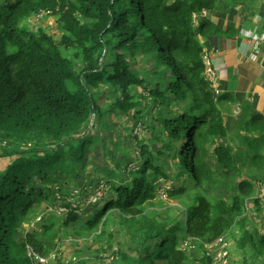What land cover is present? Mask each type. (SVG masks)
Instances as JSON below:
<instances>
[{"label":"trees","instance_id":"16d2710c","mask_svg":"<svg viewBox=\"0 0 264 264\" xmlns=\"http://www.w3.org/2000/svg\"><path fill=\"white\" fill-rule=\"evenodd\" d=\"M249 2L226 3L233 9ZM218 7L217 0H0V158L10 160L0 171V264H37L29 250L53 264L56 225L81 219L78 193L68 184L96 169L87 168L85 156L97 141L91 119L104 114L93 96L102 83L119 93L112 110L136 122L144 111L156 113L143 130H154L159 145L152 151L150 142L135 137V165L127 169L121 160L116 171L104 162L107 169L92 182L107 183L106 192L90 203L82 230L94 241L103 237L114 211L134 244L131 254L120 249L121 264H216L217 253L209 255L207 247L219 245L229 260L222 245L236 228L242 251L251 247L264 264V114L249 115L250 106L241 103L233 139L239 146L230 144L222 103L233 98L215 94L203 58L202 40L238 33L203 16ZM41 11L58 17V41L24 27ZM127 53L148 59L150 78L128 69ZM138 87L148 96L131 93ZM247 162L258 178L241 176ZM159 187L165 200L183 206L179 220L171 215L179 209L173 204L158 208L165 202ZM218 188L224 192L213 195ZM53 210L64 211L63 218ZM194 250L202 252L199 260Z\"/></svg>","mask_w":264,"mask_h":264},{"label":"rangeland","instance_id":"374dc122","mask_svg":"<svg viewBox=\"0 0 264 264\" xmlns=\"http://www.w3.org/2000/svg\"><path fill=\"white\" fill-rule=\"evenodd\" d=\"M57 19V16L51 15L50 13L44 12V14L41 16L39 12L37 15L27 19L24 22V27L33 32H37L38 30L42 29L47 34L51 35L54 40L58 41L63 32L59 29V22L57 21ZM117 43L118 42L114 40V44ZM112 53L121 54L122 50L120 48H113ZM123 58L128 62V69L131 70V72L137 78H150L152 64L147 61L148 59L143 58L140 54H137L133 57L129 53H127V55H124ZM110 59L111 58L109 55L105 56L106 63ZM204 61L207 64L208 58L206 55L204 56ZM213 67L217 66L213 65ZM207 76L208 78L213 79V76L208 71ZM215 83H217V81H215ZM145 84L147 88H149V84ZM165 85H167V82H165ZM153 86L154 84H152L150 88ZM130 91L134 95L141 93L142 95L148 96V92H143L140 87H138L137 89H130ZM113 92L114 91L111 86L103 83L100 85L98 90H94L93 96L96 99L98 106L102 107L101 111H103L104 114L102 115L100 120H96L95 117L91 119L89 132H94L93 134L95 135L97 141L90 144L89 151L87 152L85 159L87 160V168H89L91 164H95L96 169H90L88 171V174L87 172H85V174L87 175L79 181L78 185L77 183L73 185L68 184L69 188L74 190V193H78V198H76L75 204L78 205L76 209L79 210L81 219L75 224H69L67 226H64L62 224L56 225L58 227L56 239L50 244L49 247V249L52 250L50 252L54 254L51 255L49 259V261H51L53 264H56L55 262L57 258L61 259L60 264H71L77 261L85 262V264H121L122 259L120 258V249H127L130 254L132 253L131 249L129 248L134 247V244H131V242L128 241V239H131L132 237L131 235L129 236L128 231H126L125 228L120 225L118 213L114 211L110 212L109 222L104 227H102V230L105 231V235L103 237H99L94 241V238L91 235L82 230V224L85 223L83 220L88 214L93 211L90 203H99V198L103 196L104 192H106L107 183L101 181L102 183L100 182L101 184L97 186L96 183L92 182V180H94V177L103 175L102 173H100V169H107L105 168L106 166L104 162L110 164V166L108 167L115 168L116 171L121 169L118 164L121 160L125 161V166L127 167V169L135 165L136 156L139 150V143L135 137L144 140V142H150L152 151L156 150L157 146L159 145H157L155 142L156 135L154 133V130H151L147 133H145V131L143 130V125L150 126V124H153L152 116L156 113L154 111H144L137 122L130 120V117H125L124 114L121 113L118 109H111L112 104L116 102L117 96L119 95V93ZM238 108L239 107L236 104H230V106L228 105L227 111L231 110V112L228 113L229 116L226 120L227 128L230 131L228 141L232 146H236V148H238L239 144L237 140L233 141V139L235 131L237 129L236 121L238 120L240 114ZM145 137H148L149 139H145ZM113 141H116L117 144L114 145L112 143ZM222 141L224 142L225 140ZM180 146V144L177 145V148ZM1 151L2 149L0 147V153ZM107 152L109 154L114 153V162L112 164L109 157L110 155ZM208 161V163L212 165L211 160L208 159ZM9 162L10 160L8 159L3 160L0 158V171H2ZM248 162L246 165H240L241 176L247 179L258 178V169L252 165H249ZM213 171L217 176L220 173V169L217 168H213ZM114 179L116 180V178ZM259 183L262 186L263 183L261 181H259ZM159 184L160 186L163 185L162 183ZM169 185L173 186V182H170ZM85 187L88 188L85 189V192H82L81 190H83ZM263 188L264 187H262L261 189L263 190ZM218 190L224 192L221 188H218L215 192H212V194L217 196L216 193L218 192ZM158 192L162 193L161 187H159ZM161 198L163 200L167 199L165 198V195H163V193ZM171 204L179 208L177 209V212L171 213L174 218L179 220V214H181L182 205L180 206L174 202L169 203L167 200H165V202H163L158 208L160 210L167 207L169 208L170 206H172ZM52 213L53 216L56 217V219L61 220L63 218L62 215L64 211L56 212L55 210H53ZM249 214L252 216V213L249 212ZM261 220H263V218H261L260 221ZM27 229L28 228H26V232ZM234 229L230 232L229 235L225 237L226 240L224 241L226 242V246L228 247L229 264H244V259H246L247 264L249 263L247 262V260L250 261V263L262 264V262L260 263L256 259L255 253L253 249H251V247H246V252L242 251V249L239 247V244H237V238L239 237V235L237 234L238 230L236 228ZM251 232L255 234L252 228ZM17 241H21V239H18L17 237ZM219 247V245L218 247L208 246V254L211 256H215ZM192 255L195 256V258L193 259L197 260L202 256V252L194 250V252H192ZM54 256H56V258H54ZM250 258H252V260H249ZM194 263L195 261L191 264Z\"/></svg>","mask_w":264,"mask_h":264},{"label":"crops","instance_id":"0c3cea01","mask_svg":"<svg viewBox=\"0 0 264 264\" xmlns=\"http://www.w3.org/2000/svg\"><path fill=\"white\" fill-rule=\"evenodd\" d=\"M226 2L217 0L218 12L204 13L215 26L223 30L231 27L238 32L234 37L212 36L202 40L203 58L205 55L208 58L206 68L213 76L210 78L213 89L217 95L228 92L233 98L222 103L225 120L231 112L227 111L230 104L238 105L241 113L242 103L250 106L249 115L264 114V48L257 61L248 58L253 40L264 32V0H250L233 9Z\"/></svg>","mask_w":264,"mask_h":264},{"label":"built area","instance_id":"2783aa9c","mask_svg":"<svg viewBox=\"0 0 264 264\" xmlns=\"http://www.w3.org/2000/svg\"><path fill=\"white\" fill-rule=\"evenodd\" d=\"M204 13L206 12H203V16H204ZM43 14H44V11H41L40 15L42 16ZM263 48H264V32L260 34L259 36H257V38L255 37V39L253 40L251 49L249 51L248 58L252 61H257L261 55ZM209 80L211 81L210 78ZM212 87H214V85H212ZM261 191L263 193L261 196L264 199V188ZM225 245H226L225 242H223L222 246L225 247ZM28 252L30 256H33L37 264H46L47 259L34 254L31 250H29ZM214 263L227 264L228 258L226 257V252H217L216 256L214 257Z\"/></svg>","mask_w":264,"mask_h":264},{"label":"clouds","instance_id":"9594fccd","mask_svg":"<svg viewBox=\"0 0 264 264\" xmlns=\"http://www.w3.org/2000/svg\"><path fill=\"white\" fill-rule=\"evenodd\" d=\"M262 190V189H261ZM262 195V193H260Z\"/></svg>","mask_w":264,"mask_h":264}]
</instances>
